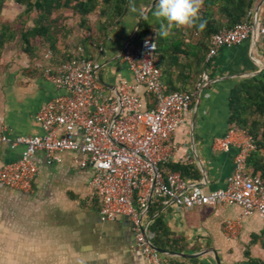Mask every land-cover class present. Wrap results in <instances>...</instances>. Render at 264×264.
I'll list each match as a JSON object with an SVG mask.
<instances>
[{
  "label": "crops",
  "instance_id": "1",
  "mask_svg": "<svg viewBox=\"0 0 264 264\" xmlns=\"http://www.w3.org/2000/svg\"><path fill=\"white\" fill-rule=\"evenodd\" d=\"M149 3L150 0H132L105 44L88 54L96 60L93 64L98 70L101 92L107 98L114 95V86L120 81L130 84L133 80L127 63L119 56ZM132 4L137 8L135 13L130 12ZM8 13L5 10L1 15L5 18ZM16 14L5 19L11 20ZM259 15L264 17L263 4ZM67 17L65 37L59 38L55 53L40 45L28 54L18 36L0 48V134L11 138L43 134L34 116L63 94L47 79L44 70H54L64 54L65 57L81 54V42L88 36L79 27L77 15ZM253 46L257 44L243 41L219 48L210 60L209 85L172 135L171 142L178 151L170 164L192 163L200 173L197 179H183L187 192L224 188L234 170L236 149L215 150L212 141L223 136L230 126L231 89L245 74L259 70ZM143 96L147 106H151V97ZM22 150V144L11 147L1 143L0 166L19 160ZM257 154L264 156V148ZM60 157V162L47 164L43 153L35 154L38 172L29 191L0 184V264H146L134 247L126 216L100 219L99 204L90 187L92 171L76 163L82 154L64 151ZM248 169L261 176L260 170L251 165ZM173 172L180 174L178 170ZM192 174L197 175L189 173ZM157 203L160 206L157 215L173 237L181 238L184 251L175 253L197 254L212 249L219 264H247L249 258L264 262V219L259 215L244 216L233 238L227 239L224 225L228 220L240 218L238 206L200 205L185 209L162 205L160 200ZM162 255L167 264H215L211 251L195 258Z\"/></svg>",
  "mask_w": 264,
  "mask_h": 264
},
{
  "label": "built area",
  "instance_id": "2",
  "mask_svg": "<svg viewBox=\"0 0 264 264\" xmlns=\"http://www.w3.org/2000/svg\"><path fill=\"white\" fill-rule=\"evenodd\" d=\"M252 1L244 20L212 36L208 61L222 46L243 41L254 45L255 21L257 43L264 40V21L259 15L264 0ZM155 49L153 38L145 37L138 43L133 36L126 39L120 58L127 63L133 80L130 84L120 81L110 98L101 92L98 70L89 60L75 57L62 61L54 70L46 68L45 76L63 94L35 114L42 135L11 138L0 134V144L23 145L19 160L0 166V184L29 191L38 172L34 158L37 152L43 153L47 164L60 162L61 152H79L83 157L76 163L92 171L90 187L99 204L100 219L126 216L134 247L146 264H167L152 242L155 233L150 230L149 207L154 199L162 205L185 209L200 205L238 206L240 218L224 225L226 237L231 239L244 216L257 214L264 219V180L247 166L249 155L256 150L254 141L235 125L212 141L215 150L236 149L234 170L226 187L187 192L178 172L162 173L159 165L178 151L171 142L172 135L209 85L210 77L203 72L192 91L166 92L154 58ZM143 94L151 97V106H147Z\"/></svg>",
  "mask_w": 264,
  "mask_h": 264
},
{
  "label": "trees",
  "instance_id": "3",
  "mask_svg": "<svg viewBox=\"0 0 264 264\" xmlns=\"http://www.w3.org/2000/svg\"><path fill=\"white\" fill-rule=\"evenodd\" d=\"M6 1L0 0V15ZM13 1L23 6V10L13 21L0 23V48L18 36L23 43L24 51L28 54L39 49L40 45L47 46L52 53H55L59 38L65 37L67 12L70 15H77L79 27L88 33L81 42L83 52L77 57L94 63L96 60L88 54L94 53L97 48L105 44L110 31L127 12L132 0ZM252 5V0H204L200 18L206 21V27L201 31L197 27L169 28L166 20L157 19L153 15L155 3L139 19L133 40L138 43L154 30L156 43L154 58L161 69V80L165 91H192L196 88L201 74L208 72L210 60L208 61L206 56L212 36L219 30L230 29L244 20ZM91 16L95 18L92 17L90 21ZM161 25L168 30L167 37L159 35ZM259 51L263 68L252 76L240 79L231 89L228 121L230 125L244 129L254 141L256 150L249 155L247 166L251 165L254 170H260L264 179V156L257 154V151L264 148V41ZM75 57L72 54L65 57L64 54L60 63ZM252 155L255 156L254 159ZM159 168L164 175L178 170L184 180L200 177V173L192 163L172 166L168 161L161 163ZM192 172L197 174L196 177L193 174L189 175ZM158 201L154 199L149 207V218L152 219L150 230L155 233L152 242L159 249L183 252L181 238L173 237L161 216L157 215L160 209ZM247 264H264V262L249 258Z\"/></svg>",
  "mask_w": 264,
  "mask_h": 264
},
{
  "label": "clouds",
  "instance_id": "4",
  "mask_svg": "<svg viewBox=\"0 0 264 264\" xmlns=\"http://www.w3.org/2000/svg\"><path fill=\"white\" fill-rule=\"evenodd\" d=\"M204 0H156L155 11L153 15L157 19L167 21L168 27L177 28L197 27L203 30L206 27V21L201 20L200 10L203 7ZM137 8L134 4L130 6V12L135 13ZM159 35L167 37L169 32L161 25Z\"/></svg>",
  "mask_w": 264,
  "mask_h": 264
},
{
  "label": "rangeland",
  "instance_id": "5",
  "mask_svg": "<svg viewBox=\"0 0 264 264\" xmlns=\"http://www.w3.org/2000/svg\"><path fill=\"white\" fill-rule=\"evenodd\" d=\"M151 1V0H150ZM264 5V4H263ZM5 10H7L9 13L6 15V17L5 18H7V17H9V16H12V14L13 13H17L14 17H13V19L20 13V12H22V10H23V6H21V5H19V4H17V3H15L13 0H7L6 2H5V5H4V7H3V9H2V11L1 12H4ZM68 14V13H67ZM70 14V13H69ZM5 16V15H4ZM67 16H71V15H67ZM93 16H91L90 17V21L92 20L91 18H92ZM5 18H3V15H0V23L1 22H11V21H13V19H11V20H6ZM93 18H95V16L93 17ZM10 19V18H9ZM263 19H264V17H263ZM28 22H30V20H28ZM147 37H150V38H155V31L154 30H152L149 34H148V36ZM263 41L264 40H259L258 41V43H257V46L256 47H252V52H256L257 53V56L255 57L256 59H259V61H258V65L260 66L261 65V63H263L262 62V58H261V53H260V49L262 48V46H263ZM223 47V46H222ZM260 68V67H259ZM241 74H244V72H242Z\"/></svg>",
  "mask_w": 264,
  "mask_h": 264
},
{
  "label": "water",
  "instance_id": "6",
  "mask_svg": "<svg viewBox=\"0 0 264 264\" xmlns=\"http://www.w3.org/2000/svg\"><path fill=\"white\" fill-rule=\"evenodd\" d=\"M156 3V0H151L150 1V3H149V5L146 7V9H145V11H144V13H143V15L145 14V12L146 11H148L154 4ZM262 4V2L259 4V6ZM259 6L257 7V8H259ZM257 20V19H256ZM139 22H140V20H139ZM139 22H138V24H139ZM138 24H137V26H136V28L138 27ZM255 25H256V21H255V23H254V36H253V43H254V45H256V43H257V35H256V31H255ZM136 30V29H135ZM134 33H135V31L133 32V35H134ZM122 53V52H121ZM120 56H121V54H120ZM119 56V57H120ZM260 68H259V70H257L256 72H251V73H247V74H245V76L246 77H249V76H252V75H254V74H256V73H258L262 68H263V63H261V65L259 66ZM157 248V247H156ZM158 249V251L160 252V253H162V254H165V255H174V256H180V257H184V258H195V257H199V256H201V255H203V254H205V253H208V252H213V257H214V260H215V264H219V257H218V255L216 254V252L214 251V250H206V251H203V252H200V253H197V254H186V253H175V252H169V251H167V250H163V249H159V248H157Z\"/></svg>",
  "mask_w": 264,
  "mask_h": 264
}]
</instances>
